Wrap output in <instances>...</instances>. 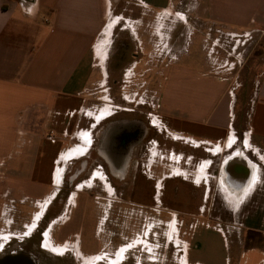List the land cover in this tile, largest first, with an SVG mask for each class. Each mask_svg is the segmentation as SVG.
Segmentation results:
<instances>
[{
	"label": "crops",
	"instance_id": "0c3cea01",
	"mask_svg": "<svg viewBox=\"0 0 264 264\" xmlns=\"http://www.w3.org/2000/svg\"><path fill=\"white\" fill-rule=\"evenodd\" d=\"M108 1L0 0V173L3 174L0 177V223L3 224L0 246L25 230L26 236L32 235L36 222L48 213L62 188L66 172L82 161L81 173L71 180L64 201L66 206L77 207L79 217L74 222L66 221L68 218L61 210L52 216L45 232L58 254H64L70 245L74 253L77 249L81 260L101 254L82 253L97 252L96 241L90 247L83 245L82 214L89 201L112 205L111 197L120 178V170L115 168L122 157L112 133L121 124L109 121L121 110L129 111L114 104L108 91L110 87L104 85L103 68L94 64L95 59L104 62L106 58ZM208 11L224 13V22H214L213 29L217 33L214 39L211 31L203 34L201 43L209 45L206 54L197 51L200 40L197 36L192 38L194 32H189L188 46L193 51L188 50L179 59L169 57L177 62L165 71L158 85L156 105L150 100V108H155L157 113L152 114L151 124L155 121V125L151 126L164 131L173 142L202 147L209 154V164L202 158L191 170L192 181L196 186L209 182L204 188L205 202L210 184L214 183L215 196L218 195L221 209L233 225L229 230V255L224 264H264V69L258 74L250 97L246 121L243 117L236 120L235 95L226 82L216 76L218 71L214 70L215 75L208 71L217 48L228 44L227 40L233 45L230 53L226 51L228 56L236 53L239 43L248 41L245 38L251 35L250 29L231 30L253 23L248 14L264 13V0H214ZM238 13L242 14L240 18L235 15ZM221 35H224L223 41ZM205 58L207 63L209 61L207 65ZM123 93L124 102H128L132 94ZM103 112H107L106 115L96 120ZM104 124L108 126L102 129L100 144L92 153L96 131ZM235 124L241 131L239 138L232 131ZM152 141L159 145L158 141ZM166 151L160 157L170 160L172 151ZM177 156L179 159L182 154L177 153ZM212 156L218 160L214 170L209 168ZM178 159L171 160L169 174L175 173L173 168H181ZM89 166L92 168L86 177L78 179ZM93 190L96 193H92ZM27 200L39 209L31 222L15 225L12 208ZM42 203L46 205L45 210L37 219ZM210 210L211 207L206 212L205 205L199 207L201 214H211ZM104 211L107 214L109 210ZM60 221L65 225L54 234V226ZM239 221L248 227L246 231L234 228ZM211 229L214 228L202 224L188 233L190 242L185 249L188 263L205 264L194 261L193 257L196 242L206 238L203 233ZM95 232L94 227L93 235ZM7 235L8 238H2ZM75 236L77 239L72 241Z\"/></svg>",
	"mask_w": 264,
	"mask_h": 264
},
{
	"label": "rangeland",
	"instance_id": "374dc122",
	"mask_svg": "<svg viewBox=\"0 0 264 264\" xmlns=\"http://www.w3.org/2000/svg\"><path fill=\"white\" fill-rule=\"evenodd\" d=\"M212 4H214V0H152L147 2L144 0H109L106 3V31L112 23L109 29L110 33L108 31V41H106V46H108L104 54L106 58H104V62H100V58H97L94 64L99 69L103 68L104 85L110 87L108 91L114 104L129 110H121L109 122L126 124L119 131H128L140 143H134L132 148L128 147V151H131L129 163H127L123 179H118L116 183L115 194L111 197L112 205H106L107 202L101 205L98 202L95 204L96 201H89L85 206L82 214L83 229L80 233L84 246L90 247L96 241L95 251H98L106 245H108L107 249L112 250L118 244H137L139 247L134 249L135 252L131 251L135 255V264H190L185 260V249L190 242L188 233H191L196 226L203 223L205 225L206 221L203 218L207 216L208 208L211 207V214L220 215L223 221H230L228 214L221 209L218 195L215 196L214 183L210 184V193L205 202L203 200L204 186L196 187L191 182L193 178L191 170L198 165L202 158L207 160L209 154L205 153L202 147L194 148L190 145L183 146L178 142H173L169 136L166 137L164 131L163 133L159 132L151 126L152 114L156 111L154 112L155 108H150V100H153V104L156 105L158 98L155 92L158 85L163 79L165 71L177 62L169 57L179 59L188 50L193 51L192 47L188 46L189 32H194L192 38L197 36V39L200 40L197 51L206 54L209 45L206 42L201 43L203 34L211 31V37L214 39L217 34L213 29L215 23L224 22L222 18L224 13L208 11ZM235 15L240 18L242 14ZM248 15L249 21L253 20V23L248 27L231 30L244 32L250 29L251 35L249 38H245L248 41L241 42L243 45L239 43L235 50L236 53L228 56L226 51L230 53L233 45L230 44L231 41L227 40L228 44L225 43L222 47L217 48L215 60L212 61L213 65L210 64L208 68L212 75L218 71L219 74L216 76L222 78L230 92L232 90L235 95L237 121L240 120V117H243L244 121L247 120L246 111L249 107L250 97L255 89L258 74L264 69V13ZM209 27L213 30H208ZM223 38L224 35H221L220 40L223 41ZM204 60L207 65L209 61L207 63L206 58ZM125 91H127V95L132 94L129 97L130 102H124L123 92ZM133 95H135L134 100H132ZM138 98L142 99L137 100ZM104 125L96 131L97 137L92 153L96 152L95 148L100 144L102 129H106L108 126V124ZM232 131L236 132L238 138L240 137L241 131L238 130L236 124ZM152 140L158 141V149H162L163 153L173 149L170 152L171 156L169 154L170 160L160 161L156 158L157 163L160 164L155 168V178H160L163 173H170L168 171L173 165L171 160L178 159L177 153L183 155L181 168L185 170L183 176L187 178L184 181L180 177H175L162 182L160 201L156 199L157 202L153 199V196L156 197L157 194L155 182L148 180L143 174L145 169L143 166L147 157L146 149ZM227 153L230 152L227 151ZM212 159L214 162H218L216 157ZM76 168H79V162L66 172L62 190L49 207L46 221L61 210L64 211L63 215L68 218L66 221L74 222L76 217H79L77 207H73L71 204L66 206L64 202L71 188L68 183L69 176L73 175ZM91 168L92 166H89L87 172L78 179L86 177ZM214 168L213 165L212 169L214 170ZM173 169L175 172L176 167ZM2 175L0 173V177ZM106 184H108L107 180ZM107 189L109 191L108 187ZM92 193H96V190H93ZM14 205L12 210H15L13 219L15 225L19 222H25V224L31 222L34 212L39 209V206L32 205L30 200ZM204 205L206 212L201 215L199 207ZM43 206L42 203L40 209ZM105 208L109 210L107 214L104 211ZM13 211L10 213L13 214ZM107 216L108 219H106ZM179 218L183 219V225ZM61 222L63 221L55 224L54 234H56V230L60 231L64 227L65 224L63 225ZM42 224L39 230L45 225L44 222ZM151 225H153L152 232L156 236L144 237L145 230ZM2 226L3 224L0 223V227ZM158 226L160 227L158 228ZM94 227L96 232L93 235ZM26 231L14 237L26 236L28 234ZM203 234L206 238L196 242L193 260L202 261L205 264H224L229 255L228 243L231 240V235L215 229ZM2 238L6 239L8 235L2 236ZM71 239L72 241L76 240L77 236ZM39 240V232H35L31 239H25L21 245H24L29 254L40 264H75L71 257L64 256L58 259L54 255L40 251L38 249ZM44 242L42 241V243ZM12 244L17 245L18 243L13 241ZM44 250L47 249L44 247ZM76 253H78L77 249ZM93 253L90 252V254Z\"/></svg>",
	"mask_w": 264,
	"mask_h": 264
},
{
	"label": "flooded vegetation",
	"instance_id": "af4514ba",
	"mask_svg": "<svg viewBox=\"0 0 264 264\" xmlns=\"http://www.w3.org/2000/svg\"><path fill=\"white\" fill-rule=\"evenodd\" d=\"M106 113L107 112L99 113L98 116L96 117V120L102 118L104 115H106ZM124 125L126 126V124H122L118 128H116V129L114 128L113 133H112L113 138L115 139V144L118 147L119 152L121 153V156H122V157H120L118 159L117 165H116V168H115V170L116 169H118V171L120 170L118 172L119 177H120L119 179H123V177H124V175L126 173V171L122 172V170H123L125 164L129 163L131 151L129 152L128 149L132 148V145L134 143H136V144L140 143V141L139 142L136 141V139L133 138V136L130 135L131 133H129L128 131H119L120 128L123 127ZM151 125L154 126L155 124H151ZM149 128H150V126H149ZM159 150L160 149H158V144L153 142V141H151V143L149 144V146L146 149L147 157H146V160H145V164L143 166L145 168L143 174L146 176V178L148 180H151V181L155 182V189H157L156 197L153 196V199H154L155 202L160 201L159 196L161 195L160 191H161V187H162V182L164 183V182H166V181H168L170 179H173L175 177H180L184 181L187 179L186 176L185 177L183 176L184 169H182V168H176V171H178V172L175 171V173H173V174L163 173V174H161L160 178H158V179L155 178V176H154L155 168L157 167V165L160 164V163H157V161L158 160L162 161L163 159L168 160V158H166V156L162 157V158L160 157V154L163 153V151H159ZM152 155H153V160H154L153 162H151ZM156 158H158V160ZM212 158H213V156H212ZM212 158H210V160H212L210 162V166H209L210 169H212L213 165L215 166V162H214V160ZM178 160H179V163L181 165L182 162H183V155L180 156ZM228 160L230 162L232 161V159L230 160V158ZM207 161H208V159H207ZM82 163L83 162L81 161L79 163V168H76L74 170L73 175L69 176L68 183H69L70 186L72 185L71 180L76 179V177H78V175L81 173ZM208 164H209V161H208ZM227 165H225V166L227 167ZM173 172H174V170H173ZM118 174L116 173V175H118ZM191 182L196 186L194 181H191ZM208 183L209 182L201 183V185H203L204 188H206ZM196 187H198V186H196ZM61 190H62V188L59 190L58 195L61 192ZM58 195H57V197H58ZM156 199H157V201H156ZM45 206L46 205H44L42 207V209L40 211V214H37L38 215L37 219L42 216L41 214L45 210ZM47 214L48 213H45L39 219V221H37L38 223L36 222V227H35V230L32 233V235L30 234L29 237L20 236V238L12 236V237L9 238L8 241H6L5 244L0 246V264H23L22 261L18 260L21 256H27L28 258H30L32 260V264H40L38 261H36L29 254V252L25 249V246L21 245L25 241V239H31L35 235V232H39V235H40L38 249L40 251H43V252L49 253L51 255H54V257L58 258V259H61L64 256H68V257L72 258V262L75 263V264H124V263H130V262L132 264H135V262H134L135 261V255H133L131 253V251L135 252L134 249H136V247H139V246H137V244L136 245L135 244L132 245L130 243L129 244H118V245L114 246V248H112V250L109 249V248L107 249L106 247L108 245H106V247H102L101 249H99L97 251V254L101 253L98 257L83 258L82 259L83 262L81 260H79V259H81V257L77 256L74 253L71 245L67 247V250L64 253V255L56 253L55 252V250H57L55 248L56 246H54L50 242L47 233L44 234V232L46 231L47 227L49 226L51 220L53 219L52 217H50V219H48L46 221L47 216H48ZM201 215H203V214H201ZM106 219H108V217H106ZM176 219H177V217H176ZM203 219L206 221L205 226H212L217 231H225V232L229 233L230 228L233 226L231 224V221H228V222L227 221H223L221 219V216L220 215L217 216L215 213L214 214L213 213L212 214H207V216L205 218H203ZM180 220L182 222L181 224L183 225V222H184L183 219L181 218ZM43 222H44L45 225H44V227H42L39 230L41 225H43L42 224ZM237 224H239V225H237ZM237 224L234 225V228H238L239 230H243V231H246L248 229V227L244 224L243 221H239V222H237ZM152 226L153 225L150 226L151 228L148 227L145 230L144 237H150V236L152 237L153 235L156 236L152 232ZM235 226H237V227H235ZM159 227L160 226H158V228ZM13 241L18 243V244L17 245H13L12 244ZM42 241H45V242L42 243ZM144 241H146V240H144ZM44 247L47 250H44ZM123 248H125V249L123 250ZM58 250H60V249H58ZM82 253L84 255H92L90 253L85 254L83 251H82ZM150 261H152V260H150Z\"/></svg>",
	"mask_w": 264,
	"mask_h": 264
},
{
	"label": "water",
	"instance_id": "95a60500",
	"mask_svg": "<svg viewBox=\"0 0 264 264\" xmlns=\"http://www.w3.org/2000/svg\"><path fill=\"white\" fill-rule=\"evenodd\" d=\"M18 260L22 261L23 264H32V260L27 256H21Z\"/></svg>",
	"mask_w": 264,
	"mask_h": 264
},
{
	"label": "bare ground",
	"instance_id": "6f19581e",
	"mask_svg": "<svg viewBox=\"0 0 264 264\" xmlns=\"http://www.w3.org/2000/svg\"><path fill=\"white\" fill-rule=\"evenodd\" d=\"M110 25H111V24H110ZM109 29H110V26H108V29H107V31L105 30V31H106V33H107V35H106V38H108V31H109ZM106 38H105V39H106ZM111 38H112V37H111ZM105 41H106V40H105ZM102 44H105V43H102ZM100 47H101V46H100ZM101 48H102V47H101ZM98 53H99V52H98ZM99 54H100V53H99Z\"/></svg>",
	"mask_w": 264,
	"mask_h": 264
}]
</instances>
